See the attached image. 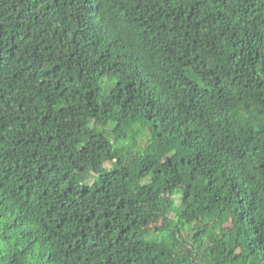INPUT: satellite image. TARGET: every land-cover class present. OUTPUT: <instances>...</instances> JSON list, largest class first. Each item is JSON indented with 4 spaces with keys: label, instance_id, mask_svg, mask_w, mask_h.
<instances>
[{
    "label": "trees",
    "instance_id": "1",
    "mask_svg": "<svg viewBox=\"0 0 264 264\" xmlns=\"http://www.w3.org/2000/svg\"><path fill=\"white\" fill-rule=\"evenodd\" d=\"M0 264H264V0H0Z\"/></svg>",
    "mask_w": 264,
    "mask_h": 264
}]
</instances>
